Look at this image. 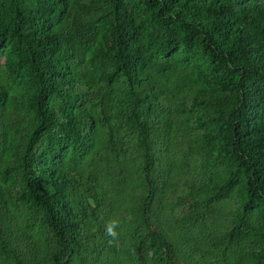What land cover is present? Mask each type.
I'll return each instance as SVG.
<instances>
[{
  "label": "trees",
  "instance_id": "1",
  "mask_svg": "<svg viewBox=\"0 0 264 264\" xmlns=\"http://www.w3.org/2000/svg\"><path fill=\"white\" fill-rule=\"evenodd\" d=\"M0 264H264V0H0Z\"/></svg>",
  "mask_w": 264,
  "mask_h": 264
}]
</instances>
